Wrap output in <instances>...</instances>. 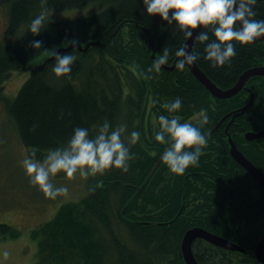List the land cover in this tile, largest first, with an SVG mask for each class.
Returning <instances> with one entry per match:
<instances>
[{
	"label": "trees",
	"instance_id": "trees-1",
	"mask_svg": "<svg viewBox=\"0 0 264 264\" xmlns=\"http://www.w3.org/2000/svg\"><path fill=\"white\" fill-rule=\"evenodd\" d=\"M0 4L7 7L5 33L13 36L22 29L13 42L0 43V100L28 155L35 146L36 159L43 161L50 150L66 146L75 128H87L94 137L105 120L111 129L127 125L122 134L126 146L132 131L141 133L130 147L133 158L127 173L110 168L89 177L82 198L65 202L32 230L42 263L186 264L183 237L200 227L231 245L196 238L191 249L198 264H262L255 250L264 236V188L234 159L231 148L264 174V136L249 140L244 135L264 129V75L249 77L232 97L211 95L187 66L182 71L175 67L181 59L175 51L185 43L175 21L169 25L159 15L149 16L142 0H46L44 4L0 0ZM88 5L100 9L84 17L50 19L39 35L28 32L41 12ZM253 8L254 19L264 20V0H257ZM201 31L209 39L203 43L195 39L191 51L200 53L195 63L219 88H230L245 70L264 66L263 38L247 45L233 41L237 55L224 66L211 68L204 48L214 40L213 26ZM73 39L82 48L60 53H71L77 60L67 76L58 78L52 71L56 60L47 53L68 47L65 42ZM37 40L42 47L34 49L30 42ZM165 47L168 63L159 73H149ZM39 57L44 62L29 68L30 75L15 97H5V80L16 71L25 72ZM177 97L182 100L178 112L161 107ZM201 109L209 117L201 128L207 146L198 166H189L181 176L172 174L161 160L168 145L155 140L157 130L151 131L149 119L155 114L159 126L160 115L175 116L199 127L196 117ZM101 180L103 187L89 194L88 188ZM0 233L19 235L3 222Z\"/></svg>",
	"mask_w": 264,
	"mask_h": 264
},
{
	"label": "clouds",
	"instance_id": "clouds-1",
	"mask_svg": "<svg viewBox=\"0 0 264 264\" xmlns=\"http://www.w3.org/2000/svg\"><path fill=\"white\" fill-rule=\"evenodd\" d=\"M44 3L46 0H42V4ZM142 3L149 16L159 15L169 25L175 21L186 41L193 37L192 30L213 26L214 40L204 48V59L211 62L209 66L213 69L224 66L237 55L233 41L247 45L264 37V20L254 19L257 13L253 5L257 0H142ZM49 22L50 16L41 12L31 21L28 32L34 36L39 35ZM195 39L203 43L209 37L206 32L201 31ZM77 43L78 41L73 39L66 41L65 46L71 44L75 48ZM30 46L34 49L41 48L42 41L30 42ZM187 49L185 44L175 51V56L181 58L176 61L175 67L181 71L186 65L191 66L200 58L199 52L186 51ZM51 55L56 60L52 71L58 78L67 76L77 60L71 53L60 54L52 50ZM168 61L169 48L165 47L162 54L153 60L148 72L159 73L161 66L166 65ZM161 107L169 113L178 112L182 108V100L177 97ZM158 119L159 131L155 134V140L168 145L161 160L172 174L184 175L189 166H198L202 150L207 146V135L201 132V128L209 122L207 111L201 109L196 117L199 127L189 122L182 123L175 116L169 118L160 115ZM35 127L36 125H33L30 130L34 131ZM110 129V122L107 120L100 125L94 137L90 136L87 128H75L66 146L50 150L42 162L36 159L38 149L33 146L29 155L21 161L29 184L41 191L45 197L55 199L59 195H67L68 192L67 187H54L51 183V178L58 173L63 172L69 180L75 179L77 173L87 180L98 174L103 175L110 168L127 173L128 162L133 158L130 155V147L140 140L141 133L132 131L126 146L122 134L127 125L121 124ZM102 187L103 181H98L88 188V193L94 194L97 188ZM8 255L7 251L3 253L5 259Z\"/></svg>",
	"mask_w": 264,
	"mask_h": 264
},
{
	"label": "rangeland",
	"instance_id": "rangeland-1",
	"mask_svg": "<svg viewBox=\"0 0 264 264\" xmlns=\"http://www.w3.org/2000/svg\"><path fill=\"white\" fill-rule=\"evenodd\" d=\"M100 5H88L77 9H66L48 12L52 20H67L88 16L97 12ZM8 22L7 7L0 4V43L13 42L20 29L13 36L5 33ZM49 51L47 54H50ZM46 54V55H47ZM45 56V55H44ZM41 56V57H44ZM28 64L25 72L16 71L6 80L3 94L13 98L17 90L30 75V69L44 62L42 58ZM151 131H159L155 114L150 117ZM155 136V135H154ZM28 156V149L18 137L16 126L6 113L5 104L0 100V223L12 225L19 231L16 237L4 236L0 233V264H46L38 256L39 243L31 235L33 229L53 217L55 211L65 202L79 200L86 193V180L76 174L69 180L61 172L51 178L54 187H67V195H59L55 199L47 198L36 187L29 184V179L21 166V161ZM42 162V161H41ZM9 253L7 259L3 253Z\"/></svg>",
	"mask_w": 264,
	"mask_h": 264
},
{
	"label": "water",
	"instance_id": "water-1",
	"mask_svg": "<svg viewBox=\"0 0 264 264\" xmlns=\"http://www.w3.org/2000/svg\"><path fill=\"white\" fill-rule=\"evenodd\" d=\"M239 25V22H237ZM200 28L192 30L193 31V37L189 40H185V44L188 46V49L186 51H191V48L193 47V44L195 43V37L199 34ZM262 38H258V40H262ZM73 46L71 44L68 45V47L64 48H57L55 51L59 53L66 52L69 48H72ZM78 49L82 48L78 44L76 46ZM88 46H86L84 49H86ZM187 68L190 70V72L196 77V79L200 82V84L204 85L206 89L210 92L211 95H214L218 98H229L235 95L243 86L244 82L251 76H255V74L264 75V66H255L254 68H249L244 71L242 75L237 79V81L234 83V86L227 88V89H221L215 84L213 81H211L206 74L201 70V68L198 67L196 63L189 66L186 65ZM264 136V129L254 133V132H247L245 134V137L248 139H258V137ZM232 156L235 160H238L239 163L246 169V171H249L250 174L253 176V178L262 185L264 188V174L261 170H258L257 167L250 161L247 160L244 155L239 151L238 149L231 148ZM196 238H203L206 241L212 242L217 245H225L230 246L231 242L227 241L226 239L216 236L208 231H205L204 229L200 227L192 228L185 232V235L183 237L182 247L183 250V258L184 261H186V264H198V262L194 259L193 252L191 249L192 243L196 240ZM255 256L260 260L262 264H264V236L259 241V243L256 245L255 250Z\"/></svg>",
	"mask_w": 264,
	"mask_h": 264
},
{
	"label": "flooded vegetation",
	"instance_id": "flooded-vegetation-1",
	"mask_svg": "<svg viewBox=\"0 0 264 264\" xmlns=\"http://www.w3.org/2000/svg\"><path fill=\"white\" fill-rule=\"evenodd\" d=\"M256 75H258V74H256ZM247 80H248V79H247ZM247 80H246V81H247ZM246 81H245V82H246ZM245 82H244V86H245ZM244 86H243V87H244ZM243 87H242V88H243ZM242 88H241V89H242ZM248 132H252V131H248ZM254 133H255V132H254ZM245 134H246V133H245ZM245 134H244V135H245ZM249 140H253V139H249ZM245 172H246V171H245ZM248 172H249V171H248ZM248 172H247V173H248ZM249 173H250V172H249ZM252 177H253V176H252Z\"/></svg>",
	"mask_w": 264,
	"mask_h": 264
}]
</instances>
